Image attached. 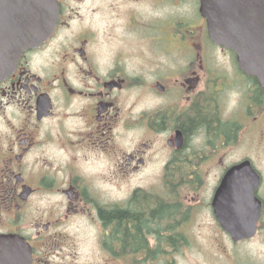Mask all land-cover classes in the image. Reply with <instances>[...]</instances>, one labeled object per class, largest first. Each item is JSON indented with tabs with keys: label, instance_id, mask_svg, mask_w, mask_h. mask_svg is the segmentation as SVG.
<instances>
[{
	"label": "flooded vegetation",
	"instance_id": "1",
	"mask_svg": "<svg viewBox=\"0 0 264 264\" xmlns=\"http://www.w3.org/2000/svg\"><path fill=\"white\" fill-rule=\"evenodd\" d=\"M188 1L58 0L0 80V264H192L210 221L221 258L261 264L244 249L264 231V89L235 51L211 62ZM217 213L255 234L234 241Z\"/></svg>",
	"mask_w": 264,
	"mask_h": 264
},
{
	"label": "water",
	"instance_id": "2",
	"mask_svg": "<svg viewBox=\"0 0 264 264\" xmlns=\"http://www.w3.org/2000/svg\"><path fill=\"white\" fill-rule=\"evenodd\" d=\"M200 1L212 41L234 50L241 68L255 75L264 89V0ZM11 9L10 16H0V80L12 71L25 50L39 46L51 35L59 13L58 0H13ZM217 216L234 241L256 232L255 221L237 228L233 215ZM16 254L18 258L31 256L20 236Z\"/></svg>",
	"mask_w": 264,
	"mask_h": 264
},
{
	"label": "rangeland",
	"instance_id": "3",
	"mask_svg": "<svg viewBox=\"0 0 264 264\" xmlns=\"http://www.w3.org/2000/svg\"><path fill=\"white\" fill-rule=\"evenodd\" d=\"M179 13L183 11L191 12L193 14L194 21L199 20V15L197 14V6L195 5L194 0H189L184 8L179 9ZM204 47V50L210 51L211 62H231V57L229 55L225 56L222 54L220 48H216L214 43L209 39L208 36H205L203 39L199 40ZM184 47V45L182 46ZM177 59H181V56L177 55ZM205 215L201 216V221L203 222ZM208 217L206 216V219ZM208 228L205 229H193L191 231L193 244L188 258H192V264H234L233 258H243L240 261H246L245 258H249L246 254L242 253L240 250L242 245L238 246V254L233 256V258H221L220 249H222L223 243L226 246L225 254L229 252L232 247V241L227 238L225 242H222L224 232L215 229L211 221L206 222ZM225 237V236H224ZM222 251V250H221ZM244 251L248 252L255 259L258 260L261 264H264V231L260 239L256 242H251L245 247Z\"/></svg>",
	"mask_w": 264,
	"mask_h": 264
}]
</instances>
